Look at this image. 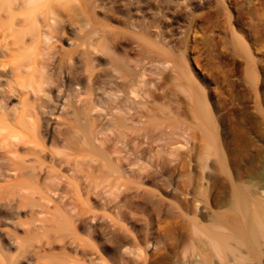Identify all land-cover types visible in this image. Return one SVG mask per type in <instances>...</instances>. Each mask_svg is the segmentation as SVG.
I'll list each match as a JSON object with an SVG mask.
<instances>
[{
    "label": "bare ground",
    "instance_id": "obj_1",
    "mask_svg": "<svg viewBox=\"0 0 264 264\" xmlns=\"http://www.w3.org/2000/svg\"><path fill=\"white\" fill-rule=\"evenodd\" d=\"M95 1L0 0V201L10 206L0 210V225L24 226L14 221L22 208L33 218L40 215L39 224L33 220L23 237L0 226V264L86 261L89 247L78 233L94 238L109 231L87 221L92 206L110 207L121 219L134 185L153 178L145 159L154 127L147 122L146 70L135 69L131 32L117 33L94 21ZM139 41L138 62L144 63L149 43L143 37ZM226 160L219 154L217 167L202 166L192 188L193 215L188 187L182 186L178 264H264V150H259V170L230 171ZM51 228L61 236L42 234L45 240L39 243L34 229L48 233ZM117 231L104 237L112 243V262L119 261L121 248L146 263L138 247L129 248L128 234ZM67 242L80 259L34 251L37 243L45 250Z\"/></svg>",
    "mask_w": 264,
    "mask_h": 264
},
{
    "label": "rangeland",
    "instance_id": "obj_2",
    "mask_svg": "<svg viewBox=\"0 0 264 264\" xmlns=\"http://www.w3.org/2000/svg\"><path fill=\"white\" fill-rule=\"evenodd\" d=\"M92 8L96 23L102 22L117 33L128 31L134 36L131 58L134 62L137 60L136 71L141 66L146 70V89L150 96L147 122L154 124L145 156L153 178L134 185L130 194L133 197L129 204L125 203L123 218L116 217V210L95 204L94 214H89L87 221L102 222L100 228L107 227L110 231L116 227L128 234L130 250L134 252L133 248L138 247L147 264H178L183 250L179 225L182 188L188 187V209L193 215L192 188L205 170L203 165L217 167L219 154L227 156L230 171L246 167L259 170V150H264V0H96ZM140 37L149 43L146 51L150 55L144 63L138 62ZM62 46L68 48L66 43ZM120 48L125 50L124 46ZM135 89L139 92L138 84ZM11 104L16 106L18 102ZM137 160L144 162L138 155ZM218 186L215 198L219 196ZM2 203L0 210L9 209H5L10 207L8 200ZM189 212L188 218H191ZM30 214L22 208L14 221L20 220L24 226L14 229L12 221H7L0 225L3 231L1 227L0 230L14 229L17 235L25 236L26 228L34 221L40 222V215L33 218ZM113 230L105 234L104 230L100 231L102 236L94 238H89L86 231L78 233L93 260L80 259V254L74 253L68 242L66 247L56 243L52 249L38 248L37 244L46 236L55 239L61 236L52 228L49 234L34 229L41 239L34 251L41 256L45 253L53 257L60 253L81 260L71 264H96L98 260L119 264L123 259L126 264H143L141 259L136 261L133 256L124 255L121 248L115 253L119 261L112 262L109 258L113 253L112 243H106L105 238L112 237ZM12 252L17 251H10L13 255ZM45 263V259L38 262Z\"/></svg>",
    "mask_w": 264,
    "mask_h": 264
}]
</instances>
